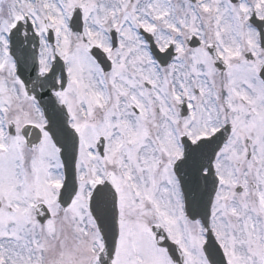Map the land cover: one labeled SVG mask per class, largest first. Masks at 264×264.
Wrapping results in <instances>:
<instances>
[{
	"label": "snow or ice",
	"instance_id": "6c2138e0",
	"mask_svg": "<svg viewBox=\"0 0 264 264\" xmlns=\"http://www.w3.org/2000/svg\"><path fill=\"white\" fill-rule=\"evenodd\" d=\"M0 264H264V0H0Z\"/></svg>",
	"mask_w": 264,
	"mask_h": 264
},
{
	"label": "water",
	"instance_id": "95a60500",
	"mask_svg": "<svg viewBox=\"0 0 264 264\" xmlns=\"http://www.w3.org/2000/svg\"><path fill=\"white\" fill-rule=\"evenodd\" d=\"M22 71H23V75L27 77V75L31 72V65L29 64V65L24 66Z\"/></svg>",
	"mask_w": 264,
	"mask_h": 264
}]
</instances>
